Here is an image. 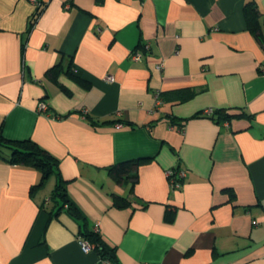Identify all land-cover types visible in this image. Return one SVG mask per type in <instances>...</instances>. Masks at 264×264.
<instances>
[{"label": "crops", "instance_id": "1", "mask_svg": "<svg viewBox=\"0 0 264 264\" xmlns=\"http://www.w3.org/2000/svg\"><path fill=\"white\" fill-rule=\"evenodd\" d=\"M43 1L31 25V0H0V133L59 159L118 261L83 250L79 221L56 214L55 174L32 190L41 170L0 155V264H264V0ZM128 160L137 181H116L108 167Z\"/></svg>", "mask_w": 264, "mask_h": 264}, {"label": "trees", "instance_id": "2", "mask_svg": "<svg viewBox=\"0 0 264 264\" xmlns=\"http://www.w3.org/2000/svg\"><path fill=\"white\" fill-rule=\"evenodd\" d=\"M245 14L249 29L255 34H261L259 9L255 2H248L245 6ZM34 19V20H33ZM36 17L30 20L35 23ZM205 113V112H204ZM206 114V113H205ZM238 114H232L227 109H216L212 117L218 120H228ZM171 121H174L171 119ZM183 125V124H182ZM0 155L9 162L17 165H32L42 172L41 180L32 187V190L42 185L52 174L57 176V183L50 196L54 206L58 207L56 214L66 208L80 224V235L93 244L102 259L117 262L116 246L111 245L98 229L88 226L84 213L73 202L67 192V180L59 169V159L32 139L13 140L0 133ZM180 167V166H178ZM109 174L118 182L129 181L135 183L138 179V161L128 160L108 167ZM114 205L123 206L127 203L126 197L114 194Z\"/></svg>", "mask_w": 264, "mask_h": 264}, {"label": "built area", "instance_id": "3", "mask_svg": "<svg viewBox=\"0 0 264 264\" xmlns=\"http://www.w3.org/2000/svg\"><path fill=\"white\" fill-rule=\"evenodd\" d=\"M31 1L35 5V11L31 17V19L36 17V20H35V23H36V21L39 19V17L41 16V14L43 12V9L45 7V2L43 0H31ZM149 48H150V44L145 43L142 47L133 51L132 58L134 60H137V61L141 60L143 58V55H144V50L148 51ZM163 65H164L163 62H161L158 64V67L161 69L163 67ZM105 78L108 81L114 80V76L112 74H108ZM38 110L41 112H46L47 114H49L53 117H57V115L50 114V112H48L49 107H48L47 102H45V101H41L39 103ZM213 111H214L213 108H207V109H205L204 112L207 114L208 113L210 114ZM167 175H168V179L170 181L171 189H173V190L180 189L183 186V181H184V178L186 176V170L181 168V167H174V168H171L167 171ZM49 200H50V197L47 198V201H49ZM81 245H82L83 250H85V251H90L94 248L92 243H90L88 240H86L82 237H81Z\"/></svg>", "mask_w": 264, "mask_h": 264}]
</instances>
